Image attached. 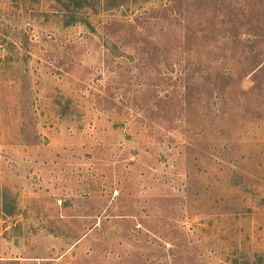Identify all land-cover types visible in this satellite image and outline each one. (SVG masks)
I'll return each mask as SVG.
<instances>
[{
	"label": "rangeland",
	"instance_id": "374dc122",
	"mask_svg": "<svg viewBox=\"0 0 264 264\" xmlns=\"http://www.w3.org/2000/svg\"><path fill=\"white\" fill-rule=\"evenodd\" d=\"M0 264H264V0H0Z\"/></svg>",
	"mask_w": 264,
	"mask_h": 264
}]
</instances>
